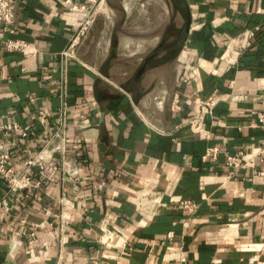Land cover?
<instances>
[{"label":"crops","instance_id":"0c3cea01","mask_svg":"<svg viewBox=\"0 0 264 264\" xmlns=\"http://www.w3.org/2000/svg\"><path fill=\"white\" fill-rule=\"evenodd\" d=\"M107 1L9 0L11 38L36 55L0 39V116L16 125L1 142L40 185L0 178V264H264V0H182V50L138 81L119 44L106 76L101 44L71 46L79 21L107 35Z\"/></svg>","mask_w":264,"mask_h":264},{"label":"rangeland","instance_id":"374dc122","mask_svg":"<svg viewBox=\"0 0 264 264\" xmlns=\"http://www.w3.org/2000/svg\"><path fill=\"white\" fill-rule=\"evenodd\" d=\"M96 9L93 8L92 12H96ZM98 11L107 17L105 20L107 35H103L102 19L92 21L89 18L90 20L87 19L89 23L84 25L85 35L83 38L80 37L79 42L87 37L85 40H91L95 48L101 44L106 57L116 53L119 44V49L123 50L120 55L135 53L127 57L132 59L134 65L143 62L153 53L159 54L161 60L170 65L175 60L177 52L182 50L187 17L182 0H108ZM142 37L146 39H140ZM144 48L145 51L139 54L138 51ZM168 74L170 76V73ZM151 87L143 86L141 94ZM161 102V99L154 100L156 109L162 108Z\"/></svg>","mask_w":264,"mask_h":264},{"label":"built area","instance_id":"2783aa9c","mask_svg":"<svg viewBox=\"0 0 264 264\" xmlns=\"http://www.w3.org/2000/svg\"><path fill=\"white\" fill-rule=\"evenodd\" d=\"M84 8L85 7H74L76 11L84 10ZM90 14L91 13H89L88 15ZM14 18L15 15L10 6L9 0H0V39H3L2 43L5 50L8 52H23L30 49L32 55L35 56L36 50L30 47L27 42L20 39L11 38V36L14 34ZM88 23L89 21H87V19L82 22L79 21L75 23L78 27V31L75 34L74 39L72 40L71 46H75L76 44H78L80 37H84V25ZM214 105L215 101L213 99H207L204 103H202L199 109L200 114L211 113ZM259 122L264 126V116L260 118ZM14 129H16V125H8L3 123L2 117L0 116V178L6 182L8 191L16 193L24 189L38 187L40 185V182L32 180L27 172L23 174H17L9 167V153L2 145L1 136L2 134H7L9 131H12ZM215 153V150L211 149L210 153L208 154H211L213 156L215 155ZM237 156L238 155L228 157L226 161L227 166L233 165L236 161ZM253 157L257 159L259 163L264 165V142L261 143L256 149ZM42 162L43 156L38 155L33 160L29 161L27 165H41ZM70 173L71 176L76 177L78 175V168H72ZM2 206V202L0 201V209L2 208ZM181 206L186 211H188V213H193L197 208L196 205L190 201H182Z\"/></svg>","mask_w":264,"mask_h":264},{"label":"water","instance_id":"95a60500","mask_svg":"<svg viewBox=\"0 0 264 264\" xmlns=\"http://www.w3.org/2000/svg\"><path fill=\"white\" fill-rule=\"evenodd\" d=\"M189 27H190V15L189 13L187 14V17H186V23H185V32L187 33L188 30H189ZM115 57V53L111 54L107 60L105 61L104 65H103V68L102 70L100 71V74L103 75V76H106L107 74V69H108V66H109V63L111 61L112 58ZM149 61V58H146L142 64L140 65V67L138 68L135 76H134V81H138L141 77V75L143 74L144 70H145V67L147 65V62Z\"/></svg>","mask_w":264,"mask_h":264},{"label":"flooded vegetation","instance_id":"af4514ba","mask_svg":"<svg viewBox=\"0 0 264 264\" xmlns=\"http://www.w3.org/2000/svg\"><path fill=\"white\" fill-rule=\"evenodd\" d=\"M176 1H177V0H176ZM156 55H157V54H154V53H153V54L148 55L146 58H149V61H150V60H151L152 58H154ZM146 58H145V59H146ZM145 59H144V60H145ZM144 60H143V61H144ZM149 61H148V62H149ZM148 62H147V63H148Z\"/></svg>","mask_w":264,"mask_h":264}]
</instances>
